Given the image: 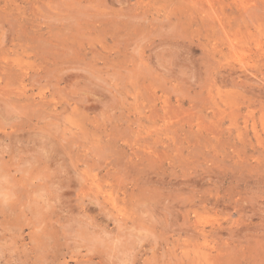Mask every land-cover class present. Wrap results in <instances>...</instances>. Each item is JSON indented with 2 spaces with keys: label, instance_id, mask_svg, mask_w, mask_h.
I'll use <instances>...</instances> for the list:
<instances>
[{
  "label": "rangeland",
  "instance_id": "374dc122",
  "mask_svg": "<svg viewBox=\"0 0 264 264\" xmlns=\"http://www.w3.org/2000/svg\"><path fill=\"white\" fill-rule=\"evenodd\" d=\"M130 263L264 264V0H0V264Z\"/></svg>",
  "mask_w": 264,
  "mask_h": 264
},
{
  "label": "bare ground",
  "instance_id": "6f19581e",
  "mask_svg": "<svg viewBox=\"0 0 264 264\" xmlns=\"http://www.w3.org/2000/svg\"><path fill=\"white\" fill-rule=\"evenodd\" d=\"M254 5V4H253ZM7 33V32H6ZM10 40V39H9ZM5 42V41H4ZM232 45V44H231ZM59 54V53H58ZM241 61V60H240ZM107 74V73H106ZM104 99V98H103ZM85 102V101H84ZM50 127V126H49ZM67 148V147H66ZM154 178V177H153ZM158 180V179H157ZM180 188V187H179ZM21 189V188H20ZM184 189V188H183ZM163 191V190H162ZM185 194V193H184ZM177 199V198H176ZM175 199V200H176ZM182 202H183V200H182ZM104 204V203H103ZM145 205V204H144ZM120 209V208H119ZM126 209V208H125ZM30 210V209H29ZM111 210V209H110ZM124 210V209H123ZM138 210V209H137ZM107 212V211H106ZM111 212V211H110ZM109 212V213H110ZM122 212V211H121ZM126 212V211H125ZM154 212V211H153ZM108 213V212H107ZM120 213V212H119ZM130 213V212H129ZM144 213V212H143ZM70 214V213H69ZM121 214V213H120ZM128 214V213H127ZM130 215V214H129ZM115 216V215H114ZM118 216V215H117ZM122 216H123V214H122ZM39 217V216H38ZM37 217V218H38ZM116 217V216H115ZM128 217V216H127ZM40 218V217H39ZM114 218V217H113ZM121 218V217H120ZM115 220V219H114ZM118 220H120V219H118ZM86 221V220H85ZM127 221V220H126ZM147 221V220H146ZM78 222V221H77ZM119 222V221H118ZM39 223V222H38ZM44 224V223H43ZM89 224V223H88ZM253 228V227H252ZM38 229V228H37ZM192 229V228H191ZM137 230V229H136ZM181 230H182V228H181ZM237 231V230H236ZM131 232V231H130ZM143 232V231H142ZM139 233V232H138ZM136 234V233H135ZM237 234V233H236ZM141 235V234H140ZM224 235V234H223ZM246 235V234H245ZM251 235V234H250ZM216 236V235H215ZM99 237V236H98ZM248 238V237H247ZM140 240H141V238H140ZM221 240V239H220ZM234 241V240H233ZM154 242H155V240H154ZM235 242V241H234ZM261 247V246H260ZM150 249V248H149ZM209 249V248H208ZM130 261V260H129ZM257 263V262H256ZM131 264V263H130Z\"/></svg>",
  "mask_w": 264,
  "mask_h": 264
}]
</instances>
